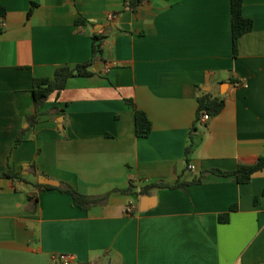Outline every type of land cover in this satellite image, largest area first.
<instances>
[{
  "label": "crops",
  "instance_id": "crops-1",
  "mask_svg": "<svg viewBox=\"0 0 264 264\" xmlns=\"http://www.w3.org/2000/svg\"><path fill=\"white\" fill-rule=\"evenodd\" d=\"M0 7V174L23 177H0V264H62L53 260L60 254L76 256L72 264H264V170L247 184L207 173L185 188L153 187L264 156V0H244L254 27L237 56L231 0ZM95 35L105 37L103 59L52 94L30 127L34 78L88 61ZM204 93L225 100L207 123L197 119ZM128 99L152 122L146 138L136 135ZM41 177L102 200L81 209L45 190L34 209L28 194Z\"/></svg>",
  "mask_w": 264,
  "mask_h": 264
},
{
  "label": "trees",
  "instance_id": "trees-1",
  "mask_svg": "<svg viewBox=\"0 0 264 264\" xmlns=\"http://www.w3.org/2000/svg\"><path fill=\"white\" fill-rule=\"evenodd\" d=\"M127 6L131 9H136L137 6L143 3L144 0H126ZM243 3L244 0H231V14H232V42H233V53L235 56L238 55V43L239 39L246 33L253 30L254 22L251 18H247L243 14ZM5 9L0 7V16L5 14ZM32 13V9L30 11ZM77 23H83L82 19H78ZM104 36L95 35L93 37L92 43V56L91 58L81 64L74 67L62 66L57 68L54 77H38L33 80V97L35 112L32 116H29L30 127L34 126L39 122L40 118L43 116V107L46 101L52 94L59 95L67 86L68 81L74 77H85L92 74L91 68L97 60L103 59L104 54ZM127 104L132 107L135 111V131L136 135L140 138L148 137L153 129L151 120L149 119L146 112L140 110L133 100H126ZM225 106V100L220 97H213L208 93H204L198 98V110L197 119L201 118L203 113H208L211 117L219 115ZM196 128H193V130ZM26 130H24L21 135L17 138L15 142V147L19 146L24 141V135ZM192 135V134H191ZM194 144L191 143L186 149L187 165L190 162L189 156L192 154ZM264 170V156L260 157L254 164H239L238 167L233 171H224L220 169H213L210 171L203 172L202 176L188 183L177 182L174 185H169L166 183H159L153 187L157 188H185L188 185L199 184L203 181L204 176L207 173H214L216 175L231 177L235 176L237 182L240 184H247L251 181L253 175L257 172ZM0 177L13 178V179H23L22 175L13 172L12 168L6 173L0 174ZM26 182V181H25ZM35 191L29 192V200L33 202L34 209L38 203V194L45 190H58L60 192L69 194L73 198L74 205L81 208L87 209L91 205L99 203L102 198L91 197L82 194L75 187L67 184L61 183L60 186L44 185L38 182L33 184ZM146 189L143 190L145 192ZM132 188H129L125 193H132ZM234 209V208H233ZM231 209V211H233ZM220 221L222 223H227L229 221V213L220 216Z\"/></svg>",
  "mask_w": 264,
  "mask_h": 264
},
{
  "label": "built area",
  "instance_id": "built-area-1",
  "mask_svg": "<svg viewBox=\"0 0 264 264\" xmlns=\"http://www.w3.org/2000/svg\"><path fill=\"white\" fill-rule=\"evenodd\" d=\"M106 72H109L110 71V68H106V70H105ZM211 116L208 114V113H203L202 115H201V118H200V121L202 122V123H207L208 121H210L211 120ZM192 167L191 166H189V169H191ZM134 211H135V204H134V202H130L128 205H127V207H126V213L128 214V215H131V214H133L134 213ZM53 260L55 261V262H60V263H62V264H72L73 262H75L76 261V256H74V255H67V254H60V255H55L54 257H53Z\"/></svg>",
  "mask_w": 264,
  "mask_h": 264
},
{
  "label": "water",
  "instance_id": "water-1",
  "mask_svg": "<svg viewBox=\"0 0 264 264\" xmlns=\"http://www.w3.org/2000/svg\"><path fill=\"white\" fill-rule=\"evenodd\" d=\"M40 183L44 184V185L60 186L59 182H57L55 180L47 179L45 177L40 178Z\"/></svg>",
  "mask_w": 264,
  "mask_h": 264
}]
</instances>
